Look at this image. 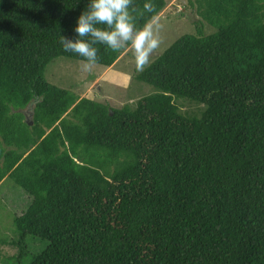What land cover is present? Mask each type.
<instances>
[{
    "label": "trees",
    "instance_id": "16d2710c",
    "mask_svg": "<svg viewBox=\"0 0 264 264\" xmlns=\"http://www.w3.org/2000/svg\"><path fill=\"white\" fill-rule=\"evenodd\" d=\"M189 5L196 33L134 73L158 92L130 110L44 79L81 61L59 38L88 0H0V184L27 197L14 259L29 236L46 241L29 264H264V0ZM97 47L105 68L124 51Z\"/></svg>",
    "mask_w": 264,
    "mask_h": 264
},
{
    "label": "rangeland",
    "instance_id": "374dc122",
    "mask_svg": "<svg viewBox=\"0 0 264 264\" xmlns=\"http://www.w3.org/2000/svg\"><path fill=\"white\" fill-rule=\"evenodd\" d=\"M189 1L166 0V7L159 14L163 24V44L154 59L179 37L196 33L194 23L201 18L196 8H191ZM202 31L209 34L214 30L204 25ZM134 73L133 56L128 49H124L113 66L105 68L96 65L91 73L81 70V61L65 57L55 58L46 66L44 79L53 86L70 91L78 98L89 97L114 109L126 106L133 110L139 99L158 92L154 87L136 81ZM173 100L183 115H198L201 112L202 106L196 102L176 96H173ZM28 109L25 114L30 121L31 109ZM95 161L97 157L94 156ZM117 162L121 163L119 160ZM21 193L23 191L10 179H5L0 184V264H29L31 258L46 246V241L28 236L26 256L20 261L13 258L16 249L11 242L18 239L19 235L12 219L22 213L27 205V197Z\"/></svg>",
    "mask_w": 264,
    "mask_h": 264
},
{
    "label": "clouds",
    "instance_id": "9594fccd",
    "mask_svg": "<svg viewBox=\"0 0 264 264\" xmlns=\"http://www.w3.org/2000/svg\"><path fill=\"white\" fill-rule=\"evenodd\" d=\"M141 19L142 25L138 23ZM162 29L153 0H144L142 5L135 0H88L87 9L77 17L75 37L60 35L59 43L63 51L81 58L85 73H91L99 63L97 45L114 53L128 49L135 72L140 74L151 66L161 49Z\"/></svg>",
    "mask_w": 264,
    "mask_h": 264
}]
</instances>
